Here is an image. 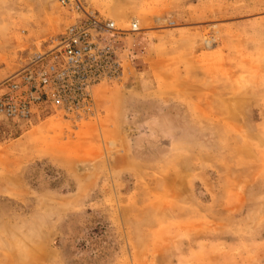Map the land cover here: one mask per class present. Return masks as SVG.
I'll return each instance as SVG.
<instances>
[{"label": "rangeland", "instance_id": "rangeland-1", "mask_svg": "<svg viewBox=\"0 0 264 264\" xmlns=\"http://www.w3.org/2000/svg\"><path fill=\"white\" fill-rule=\"evenodd\" d=\"M126 35L88 118L0 113V264H264V0H80ZM80 15L0 0V95Z\"/></svg>", "mask_w": 264, "mask_h": 264}, {"label": "built area", "instance_id": "built-area-1", "mask_svg": "<svg viewBox=\"0 0 264 264\" xmlns=\"http://www.w3.org/2000/svg\"><path fill=\"white\" fill-rule=\"evenodd\" d=\"M80 11L68 28L48 41V48L32 54L22 68L4 82L0 113L29 119L36 109L47 104L88 118L96 112L95 90L102 83H116L125 75L126 35L129 29L80 0H61Z\"/></svg>", "mask_w": 264, "mask_h": 264}]
</instances>
